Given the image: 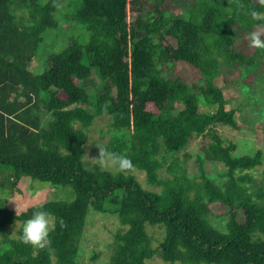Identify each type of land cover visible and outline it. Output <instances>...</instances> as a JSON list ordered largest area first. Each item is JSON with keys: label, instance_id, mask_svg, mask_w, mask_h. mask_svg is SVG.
<instances>
[{"label": "trees", "instance_id": "trees-1", "mask_svg": "<svg viewBox=\"0 0 264 264\" xmlns=\"http://www.w3.org/2000/svg\"><path fill=\"white\" fill-rule=\"evenodd\" d=\"M61 1L0 0V187L28 177L74 193L21 215L0 205V264H75L89 210L106 205L120 225L108 264H145L156 252L170 264H264V170L253 173L262 152L236 156L235 144L220 136L218 126L238 125L214 81L221 68L260 66L247 37L264 34V17L250 15L264 12V0H193L180 14L159 0L147 9L145 0H80L73 19L89 32L87 40H71L47 57L46 70L33 73L29 64L44 32L57 26ZM166 36L175 45H164ZM92 69L102 92L89 110L83 82ZM101 116L112 130L108 150L130 158L132 170L85 168L87 130ZM196 137L208 141L195 157L197 175L189 177L175 156ZM206 163L225 168L222 183L208 176ZM164 167L179 173L161 179ZM133 170L162 189H144ZM213 204L224 208L222 229L210 221ZM39 207L55 223L48 246L9 238L7 227ZM146 225L164 228L157 249Z\"/></svg>", "mask_w": 264, "mask_h": 264}, {"label": "rangeland", "instance_id": "rangeland-1", "mask_svg": "<svg viewBox=\"0 0 264 264\" xmlns=\"http://www.w3.org/2000/svg\"><path fill=\"white\" fill-rule=\"evenodd\" d=\"M147 5L154 3V0H145ZM163 7L178 14L181 13V7H188L193 0H159ZM223 1V0H218ZM80 0H63L59 3L54 18L57 26L44 32V43L37 56L29 64V70L33 73H41L47 69V57L50 54L61 52L68 42L78 40L84 42L89 36V32L78 21L73 19L74 10L77 8ZM18 12V11H17ZM16 14H21L20 12ZM162 43L175 45L174 39L166 36ZM250 52L259 53L258 58L261 60L260 66L244 67L240 72L238 69L221 68L219 75L215 78L217 86L223 88L225 98L227 100L226 109H234L236 111L237 129H231L225 126H218L217 131L226 142H233L236 146L234 154L236 156L251 155L256 151H261L263 163L253 172L254 175H261L264 170V49H258L250 46ZM178 71L188 73L186 65H180ZM95 69L91 70V75L83 82V87L89 95V101L85 108L92 110L95 98L102 92ZM216 106H212L214 111ZM205 108L201 107L200 111ZM42 126L45 127L49 116L43 114L41 116ZM88 141L85 144V154L83 163L86 169L93 170L96 166L110 171L117 172L114 167L101 164L99 158V147L107 148L111 138L112 130L109 118L101 116L95 118L93 124L87 130ZM207 138L196 137L190 141L188 147L175 157L178 159V165L182 172L189 177L197 175V167L195 157L201 145L207 143ZM205 170L209 177L218 183L224 181L223 174L225 168L220 164L206 163ZM179 172L167 170L164 167L159 172L161 179L172 178ZM141 186L149 191L159 192L162 186H151L146 182L145 173L139 170L131 171ZM0 176V180H1ZM4 186L0 187V205L6 206L16 215H21L29 207L47 201H69L73 198V190L69 186H56L49 183H42L32 180L28 177L22 178L14 188L3 182ZM16 204V205H15ZM220 204H213L211 207V223L217 228H223L226 220L224 216V208ZM17 206V211H16ZM114 207L106 205L103 212L90 209L82 235L78 244V252L75 258V264H108L112 254L113 241L115 231L120 227L117 216L114 213ZM240 215L237 217L239 218ZM17 221V220H16ZM16 221L7 227L9 235L16 230ZM18 227L22 224L17 221ZM146 231L151 240L153 248H158L159 243L164 236V228L162 226L146 225ZM33 248V247H32ZM38 249V248H33ZM145 264H170L164 262L159 253ZM181 264V263H174Z\"/></svg>", "mask_w": 264, "mask_h": 264}, {"label": "clouds", "instance_id": "clouds-1", "mask_svg": "<svg viewBox=\"0 0 264 264\" xmlns=\"http://www.w3.org/2000/svg\"><path fill=\"white\" fill-rule=\"evenodd\" d=\"M250 15L254 19H260L264 17V12L253 10ZM247 39L250 42V46L264 49V34L252 32L248 34ZM91 160H98L103 165L114 167L118 172H127L134 168L130 158L117 152L110 151L107 148L99 147V158ZM54 228L55 223L51 213L43 207H39L33 209L31 215L25 219L19 227L16 221V230L8 237L18 239L19 242L33 248L43 249L48 246L50 242V232L53 231Z\"/></svg>", "mask_w": 264, "mask_h": 264}]
</instances>
